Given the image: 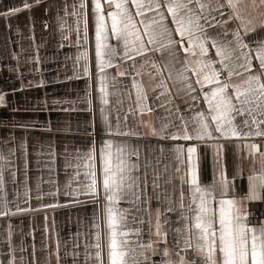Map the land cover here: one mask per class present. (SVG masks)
Masks as SVG:
<instances>
[{"label": "snow or ice", "instance_id": "obj_1", "mask_svg": "<svg viewBox=\"0 0 264 264\" xmlns=\"http://www.w3.org/2000/svg\"><path fill=\"white\" fill-rule=\"evenodd\" d=\"M44 11L55 14L58 46L75 48L64 81L84 87L0 116V264H36L34 243L27 257L13 244L10 218L47 208L81 210L65 241L72 264L81 245L83 264H264V0H57ZM37 109L90 119L82 142L34 153L49 179L33 189L27 133L17 143L9 126L53 134ZM21 174L23 192L10 197L7 177Z\"/></svg>", "mask_w": 264, "mask_h": 264}, {"label": "crops", "instance_id": "obj_2", "mask_svg": "<svg viewBox=\"0 0 264 264\" xmlns=\"http://www.w3.org/2000/svg\"><path fill=\"white\" fill-rule=\"evenodd\" d=\"M31 2V0H29ZM57 0H45V5L55 6ZM33 7L30 10L22 9V0H0V74L1 86L0 93H4L7 107L0 105V116L8 118L15 113L10 109L17 106L22 109H31L32 105L38 101L47 99L49 106L52 104L54 97L67 96L69 98L77 95L80 89H83V80H74L65 82V74H70V60L64 59L65 54L74 55L75 48L59 47L60 30L55 19L54 12L46 13L44 6ZM10 7L21 8L17 13L2 15L6 13ZM47 21V28L44 22ZM39 55L40 64H36L33 57ZM39 67V70H37ZM12 69V70H10ZM44 84L41 86L40 81ZM31 81V84L29 82ZM59 81V82H56ZM21 84L23 87L21 88ZM18 89L12 91V89ZM18 120L28 118V114L17 115ZM32 118L43 124L45 121L51 120L53 125V134L47 132H39L33 129H11L19 138L25 132L27 133V144L29 152V173L28 184L33 189L40 181L49 179L48 171L42 166L45 157L41 156V166H36L37 150L47 151L48 144H54L57 151H60L65 143L72 146L74 142L80 143V139L84 135V127L90 119V114L86 111L80 112H48L39 109L33 113ZM71 126L73 130L79 127V132L61 133L57 132L58 127ZM5 129L0 128V134H4ZM153 144L156 142L153 141ZM168 154L165 153L167 158ZM231 170V169H230ZM202 180L209 178L208 164H203L201 173ZM63 180V176L60 177ZM8 183L6 191L9 196L13 194L14 189L23 192V175H19L17 182L13 184L11 178L7 177ZM44 191H48L50 185L42 183ZM19 202V201H17ZM46 202H51L50 198H46ZM32 207H36V201H31ZM23 206V205H21ZM81 210L73 208H47L39 211H30L11 217L13 225V244L17 247L25 246L27 251L23 253L26 257L31 251V245L34 243L36 248V264H56V256L54 254L56 245V234L60 238L59 255L61 264H72L74 259L71 253V243L65 245V241L69 239V233L77 231L79 226ZM45 216L47 217L48 232L45 234ZM87 220L84 227H87ZM4 232V220L0 219V240H2ZM47 235V238L45 236ZM47 245L45 248L44 245ZM80 255L75 257L78 264H83L84 251L83 245L79 249ZM17 255L20 253L17 251ZM19 264V261H17Z\"/></svg>", "mask_w": 264, "mask_h": 264}, {"label": "built area", "instance_id": "obj_3", "mask_svg": "<svg viewBox=\"0 0 264 264\" xmlns=\"http://www.w3.org/2000/svg\"><path fill=\"white\" fill-rule=\"evenodd\" d=\"M0 86H1V74H0Z\"/></svg>", "mask_w": 264, "mask_h": 264}]
</instances>
